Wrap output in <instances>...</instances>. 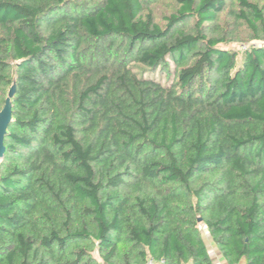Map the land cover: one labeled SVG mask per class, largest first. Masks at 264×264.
<instances>
[{
  "label": "trees",
  "instance_id": "1",
  "mask_svg": "<svg viewBox=\"0 0 264 264\" xmlns=\"http://www.w3.org/2000/svg\"><path fill=\"white\" fill-rule=\"evenodd\" d=\"M155 1L0 0V264H264V0Z\"/></svg>",
  "mask_w": 264,
  "mask_h": 264
},
{
  "label": "rangeland",
  "instance_id": "2",
  "mask_svg": "<svg viewBox=\"0 0 264 264\" xmlns=\"http://www.w3.org/2000/svg\"><path fill=\"white\" fill-rule=\"evenodd\" d=\"M151 9H152L153 15L155 17V20L157 22H159L160 24H163L164 23V17L169 15L173 11L174 5H173V2H171L170 0H157L152 5ZM220 17H221L219 19L220 25L225 27V28L231 29L233 26V22H231L230 18L227 16V14L222 13ZM247 34H248V32L245 30L244 25L240 26V28L238 29V34L236 36V41L230 43L226 47L227 48H237V47H240L242 45L249 44V42H244V40L247 38ZM241 41H243V43ZM155 78L157 80H160L164 84H168L171 80V77L168 80L165 78L163 73H159V72L156 73ZM199 229H200V233L202 235V238H203V240H204V242L208 248L210 257L212 258V260L216 264H219L220 262L218 260H221L220 255H219L216 247L213 245L211 238L207 234L206 228L202 224H200ZM223 262H221V263H223Z\"/></svg>",
  "mask_w": 264,
  "mask_h": 264
},
{
  "label": "water",
  "instance_id": "3",
  "mask_svg": "<svg viewBox=\"0 0 264 264\" xmlns=\"http://www.w3.org/2000/svg\"><path fill=\"white\" fill-rule=\"evenodd\" d=\"M11 92H9V96L11 95ZM10 103H9V98H6L5 104L0 111V159L4 153V135L6 133V129L8 127V123L10 122ZM200 221V219H198Z\"/></svg>",
  "mask_w": 264,
  "mask_h": 264
},
{
  "label": "built area",
  "instance_id": "4",
  "mask_svg": "<svg viewBox=\"0 0 264 264\" xmlns=\"http://www.w3.org/2000/svg\"><path fill=\"white\" fill-rule=\"evenodd\" d=\"M144 264H162V263H156L152 259H148Z\"/></svg>",
  "mask_w": 264,
  "mask_h": 264
},
{
  "label": "crops",
  "instance_id": "5",
  "mask_svg": "<svg viewBox=\"0 0 264 264\" xmlns=\"http://www.w3.org/2000/svg\"><path fill=\"white\" fill-rule=\"evenodd\" d=\"M218 261H219L220 263L223 262V261H221V260H218ZM214 263H215V262H214ZM220 263H219V264H220ZM215 264H216V263H215ZM221 264H226V263H225V261H224V262L221 263Z\"/></svg>",
  "mask_w": 264,
  "mask_h": 264
}]
</instances>
